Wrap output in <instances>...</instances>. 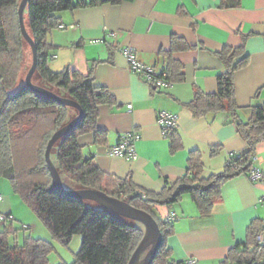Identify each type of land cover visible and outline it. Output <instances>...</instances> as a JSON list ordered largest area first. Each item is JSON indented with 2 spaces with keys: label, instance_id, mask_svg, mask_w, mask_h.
<instances>
[{
  "label": "crops",
  "instance_id": "1",
  "mask_svg": "<svg viewBox=\"0 0 264 264\" xmlns=\"http://www.w3.org/2000/svg\"><path fill=\"white\" fill-rule=\"evenodd\" d=\"M59 16L64 27L50 35L58 47L52 71L70 68L87 75L95 64L96 84L106 87L116 100V105L100 108L98 126L106 132V142L96 145L93 134L79 139L104 173L121 179L131 176L143 190L159 193L184 175L193 152L201 156L202 176L208 178L222 173L232 154L246 151V142L227 115L197 117L188 104L196 90L217 92V78L227 67L215 53L226 46L239 48L243 36H249V63L234 75L240 118H249V107L264 106V0H131ZM173 36L194 47L173 56L184 66L186 80L159 90L130 70L121 50L133 48L138 61L162 72L166 62L161 53L170 49ZM161 112L178 116L174 153L157 122ZM131 131L141 135L135 146L138 159L129 162L108 156V149ZM254 166L264 172V143L256 149ZM262 199L264 184H254L242 174L224 184L208 217L200 216L188 195L171 210L158 207L162 219L170 212L177 216L166 242L171 259L219 264L230 249L247 241L253 221L264 222Z\"/></svg>",
  "mask_w": 264,
  "mask_h": 264
},
{
  "label": "trees",
  "instance_id": "2",
  "mask_svg": "<svg viewBox=\"0 0 264 264\" xmlns=\"http://www.w3.org/2000/svg\"><path fill=\"white\" fill-rule=\"evenodd\" d=\"M124 1L131 0H28L24 22L36 45L38 58L33 83L37 75L40 83L35 85L74 100L84 112L80 123L52 151V161L65 189L98 190L149 213L158 222L164 240L153 264H184L171 259L172 252L166 242L173 233L174 224L168 222V216L164 219L156 217L158 207L171 210L188 195L201 217L210 216L224 184L236 176H248L256 149L264 143V106L249 107V118L243 121L240 118L242 108L235 97L234 75L246 67L250 59L246 51L249 36H243L241 47L226 46L215 53L227 67L217 78V92L207 94L196 90L193 101L188 104L197 117L227 115L229 123L236 126L237 133L246 142V151L240 155L233 154L222 173L208 178L202 176L204 164L201 156L193 152L180 179L167 183L159 193L145 191L134 183L131 176L121 179L104 173L96 164L95 156L85 154L84 146L79 142L82 136L93 134L96 145L104 144L107 134L98 126L100 108L116 105L111 92L96 84L95 64L87 75L70 68L60 72L50 68L58 49L50 41V35L64 27L59 16L61 13ZM21 2L0 0V179L11 182L14 192L35 211L54 240L69 245L75 235L82 237L81 249L71 264H129L143 239V227L117 217L93 202L82 201L54 188L45 159L46 149L53 135L77 118L79 113L33 92L26 84L17 88L25 41L19 24ZM193 49L184 39L173 36L170 49L161 53L166 67L162 72L154 69L156 77L162 78L166 74V79L173 84L185 82L184 66L173 56ZM169 139L174 153L178 150L175 130ZM216 151L213 149L212 153ZM68 183L72 187H68ZM5 216V229L0 232V264H48L53 244L34 237H26L19 243L17 235L12 241L11 235L18 230L13 227L12 214ZM263 231L264 222L259 219L253 221L247 241L230 249L219 264H264V243L258 241Z\"/></svg>",
  "mask_w": 264,
  "mask_h": 264
},
{
  "label": "water",
  "instance_id": "3",
  "mask_svg": "<svg viewBox=\"0 0 264 264\" xmlns=\"http://www.w3.org/2000/svg\"><path fill=\"white\" fill-rule=\"evenodd\" d=\"M28 0H22L19 7V24L20 29L23 35V38L27 42V44L31 47L32 56H33V64L31 69L29 70L25 84L28 88H30L33 92L50 98L64 106L74 108L78 111L79 115L77 118L72 120L67 125L60 128L51 138L48 143L45 159L51 174L54 188L63 194H67L69 196L75 197L82 201L93 202L97 206L103 208L104 210L110 212L117 217L133 221L143 227L144 236L134 254L131 257L129 264H153L156 255L161 248L164 240L163 234L160 230L158 222L150 215L149 213L139 210L133 207L128 201L120 200L117 198H113L108 196L107 194L93 189H79L74 191H68L65 189L60 173L55 167L52 161V151L56 144L62 140L65 136H67L82 120L84 112L81 106L72 99L63 98L59 95L55 94L52 91H49L43 87L35 85L33 83V77L37 71V49L36 45L26 30L25 22H24V14L27 8ZM150 248V249H149ZM147 255L143 260H141L143 254L147 251Z\"/></svg>",
  "mask_w": 264,
  "mask_h": 264
},
{
  "label": "rangeland",
  "instance_id": "4",
  "mask_svg": "<svg viewBox=\"0 0 264 264\" xmlns=\"http://www.w3.org/2000/svg\"><path fill=\"white\" fill-rule=\"evenodd\" d=\"M28 31H30L29 28ZM22 53L17 88L25 84L26 76L33 64L31 47L25 41L23 43ZM34 83H40L37 75L34 78ZM84 153L87 154L88 150L84 149ZM67 185L68 187H72L69 183ZM0 195L3 197V200L0 201L1 213L8 214L12 211L14 218L13 227L18 230L15 235H11L12 241L15 240L16 235L19 243H22L26 237L48 240L53 244V250L48 256V264L73 263L81 249L82 237L80 235H75L69 245H63L59 241L54 240L48 227L39 219L35 211L25 203L21 196L14 192L12 184L8 179H0ZM156 217L161 218V214L156 212ZM4 229L3 222H0V231L2 232ZM149 249L143 254L141 260L145 258Z\"/></svg>",
  "mask_w": 264,
  "mask_h": 264
},
{
  "label": "built area",
  "instance_id": "5",
  "mask_svg": "<svg viewBox=\"0 0 264 264\" xmlns=\"http://www.w3.org/2000/svg\"><path fill=\"white\" fill-rule=\"evenodd\" d=\"M121 52L128 61L130 70L133 73L141 76L146 83L153 85L159 90H167L172 87L173 83L166 79V74H164L162 78H158L155 75L154 68L146 66L138 61L133 48H124L121 50ZM131 108L132 106H129V109ZM157 122L162 129L163 136L165 138H169L170 134L177 129L178 116L169 112H161L158 116ZM140 140L141 135L137 131L128 132L121 137L119 143L116 146L108 149L107 154L112 158H120L129 162L136 161L138 159V155L135 146ZM232 156L233 154L230 156V158ZM255 162L256 157L253 159V167L248 173V177L254 184H264V172L254 166ZM2 200L3 197L0 195V201ZM263 202V199L260 200L261 204ZM176 219V214L174 212H170L168 215V222L170 224H174ZM6 221L7 217L5 215H0V222L5 223ZM258 241L264 243V231L259 235ZM184 264H198V260L188 259L184 262Z\"/></svg>",
  "mask_w": 264,
  "mask_h": 264
}]
</instances>
